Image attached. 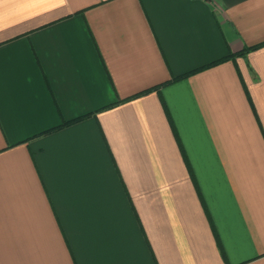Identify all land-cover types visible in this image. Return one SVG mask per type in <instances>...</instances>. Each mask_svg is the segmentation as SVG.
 <instances>
[{"label":"crops","instance_id":"obj_1","mask_svg":"<svg viewBox=\"0 0 264 264\" xmlns=\"http://www.w3.org/2000/svg\"><path fill=\"white\" fill-rule=\"evenodd\" d=\"M0 264H264V0H0Z\"/></svg>","mask_w":264,"mask_h":264},{"label":"trees","instance_id":"obj_2","mask_svg":"<svg viewBox=\"0 0 264 264\" xmlns=\"http://www.w3.org/2000/svg\"><path fill=\"white\" fill-rule=\"evenodd\" d=\"M262 44H263V43H262ZM262 44H258V45H255V46H249V47H246V48H244V49H242V50H240V51H238V52L232 53V54H230V55H228V56H226V57H224V58H222V59H219V60H217V61H215V62H212L211 64H214V63H217V62L222 61V60H224V59H227L229 56H232V55H245L250 49L256 48V47H258V46H260V45H262ZM211 64H210V65H211ZM182 76H184V75H182ZM182 76H176V77L172 78V80L178 79V78H180V77H182ZM153 89H154V88H153ZM78 119H79V118H75V119H72V120L66 121V122L62 123L60 126H57V127L52 128V129H50V130H47V131H51V130H54V129H56V128L62 127V126H64V125H66V124H68V123H71V122H73V121H76V120H78ZM47 131H45V132H47Z\"/></svg>","mask_w":264,"mask_h":264}]
</instances>
